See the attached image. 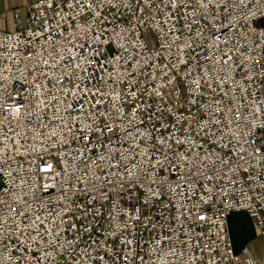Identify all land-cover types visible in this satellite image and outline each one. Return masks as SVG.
Masks as SVG:
<instances>
[{"label": "built area", "instance_id": "obj_1", "mask_svg": "<svg viewBox=\"0 0 264 264\" xmlns=\"http://www.w3.org/2000/svg\"><path fill=\"white\" fill-rule=\"evenodd\" d=\"M10 9L0 264H260L228 215L264 233V0Z\"/></svg>", "mask_w": 264, "mask_h": 264}, {"label": "crops", "instance_id": "obj_2", "mask_svg": "<svg viewBox=\"0 0 264 264\" xmlns=\"http://www.w3.org/2000/svg\"><path fill=\"white\" fill-rule=\"evenodd\" d=\"M7 2V0H5ZM9 1L8 13L13 14L12 9H15L16 2ZM8 7H6L7 9ZM1 9V8H0ZM1 9V10H6ZM21 15V13L18 11ZM24 13V12H23ZM8 25V27H10ZM228 225L230 239L236 253H240L243 247L250 249L251 253L258 259L260 264H264V233H259L252 223V220L248 213L244 211H232L228 215Z\"/></svg>", "mask_w": 264, "mask_h": 264}, {"label": "rangeland", "instance_id": "obj_3", "mask_svg": "<svg viewBox=\"0 0 264 264\" xmlns=\"http://www.w3.org/2000/svg\"><path fill=\"white\" fill-rule=\"evenodd\" d=\"M13 1H15L17 3L15 6L16 11H19L21 13L22 18L25 17V13H23L24 12L23 8L31 0H13ZM6 7L9 8V1L7 0V2H6L5 0H0V8L6 9ZM12 20H13V14H11V15L9 14L8 15V25L11 24Z\"/></svg>", "mask_w": 264, "mask_h": 264}, {"label": "snow or ice", "instance_id": "obj_4", "mask_svg": "<svg viewBox=\"0 0 264 264\" xmlns=\"http://www.w3.org/2000/svg\"><path fill=\"white\" fill-rule=\"evenodd\" d=\"M84 138H85L86 140H87V139H90V138H89L87 135H85V137H84ZM200 219H201V220H203V219H204V217H203V216H201V217H200Z\"/></svg>", "mask_w": 264, "mask_h": 264}]
</instances>
